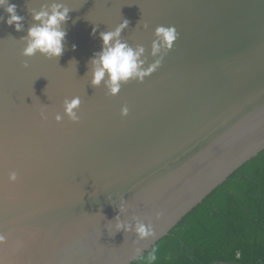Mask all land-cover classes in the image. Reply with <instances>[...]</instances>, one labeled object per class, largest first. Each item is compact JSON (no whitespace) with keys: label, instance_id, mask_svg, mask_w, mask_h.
<instances>
[{"label":"water","instance_id":"95a60500","mask_svg":"<svg viewBox=\"0 0 264 264\" xmlns=\"http://www.w3.org/2000/svg\"><path fill=\"white\" fill-rule=\"evenodd\" d=\"M45 2L9 0L23 32L0 8V261L132 264L264 151V0H63L74 10L63 55L23 57L28 10ZM124 20L122 38L162 60L109 96L86 73L99 32ZM158 26L178 35L153 57ZM75 96L80 121L56 122ZM119 214L154 238L116 233Z\"/></svg>","mask_w":264,"mask_h":264},{"label":"clouds","instance_id":"9594fccd","mask_svg":"<svg viewBox=\"0 0 264 264\" xmlns=\"http://www.w3.org/2000/svg\"><path fill=\"white\" fill-rule=\"evenodd\" d=\"M16 5L9 3V0H0V8H3L7 13V20L5 23L9 26H14L15 31L23 32L24 17L17 14ZM29 14L32 18V23L27 29V35L20 38L23 41V48L21 55L23 57H32L39 53L47 58L61 57L65 51V38L67 30L65 25L71 19L69 13L74 11L69 8L63 0H47L41 3L38 8H32ZM0 20H4L0 16ZM76 21L73 20V23ZM129 22L124 20L121 24L109 31L99 32V39L101 40V48L94 53L89 60V70L86 75L90 76V84L94 88L103 85L107 89V95H118L123 84L129 80H136L142 83L145 77L154 72L161 64L162 57L155 59L154 62L148 63L145 55L146 49L143 45L131 46L126 40L122 38V33L128 27ZM147 28V24L144 25ZM93 35L96 34V28H93ZM154 35L156 39L152 42L150 55L156 57L162 49L170 50L174 41L177 39V32L174 27L158 26L155 29ZM75 45H72L73 50ZM29 65L27 61L24 62L23 67L27 68ZM81 105L79 96L65 99L63 101V114L57 112L55 114V121L61 122L64 117H68L73 123L80 121L78 114ZM129 113V108L125 105L121 108V116L126 117ZM42 119L47 120L48 117L43 112ZM9 182L17 180V173L12 171L8 176ZM124 202H121L119 213L125 211ZM116 233L123 231L124 233L135 232L137 240L133 241L135 244L138 240H144L155 236L152 225H146L142 222H137L134 225L128 223L120 218V214L115 217ZM7 234L0 232V245L6 243ZM141 248H135L132 259H143ZM156 249L153 248L149 253L147 260L149 264L155 261ZM3 264V261H0Z\"/></svg>","mask_w":264,"mask_h":264},{"label":"trees","instance_id":"16d2710c","mask_svg":"<svg viewBox=\"0 0 264 264\" xmlns=\"http://www.w3.org/2000/svg\"><path fill=\"white\" fill-rule=\"evenodd\" d=\"M154 248L151 264H264V151ZM150 252L132 264H149Z\"/></svg>","mask_w":264,"mask_h":264}]
</instances>
